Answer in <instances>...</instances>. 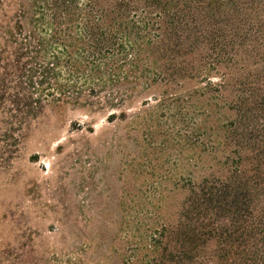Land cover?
<instances>
[{
  "label": "trees",
  "instance_id": "obj_1",
  "mask_svg": "<svg viewBox=\"0 0 264 264\" xmlns=\"http://www.w3.org/2000/svg\"><path fill=\"white\" fill-rule=\"evenodd\" d=\"M7 7L1 98L26 118L70 108L125 121L135 102L174 111L202 99V143L215 151V174L191 185L176 223L157 228L145 245L149 258L200 264L215 239V264H264V0H7Z\"/></svg>",
  "mask_w": 264,
  "mask_h": 264
},
{
  "label": "rangeland",
  "instance_id": "obj_2",
  "mask_svg": "<svg viewBox=\"0 0 264 264\" xmlns=\"http://www.w3.org/2000/svg\"><path fill=\"white\" fill-rule=\"evenodd\" d=\"M1 97L0 264H157L146 242L178 221L194 182L215 174L202 99L174 111L139 101L109 122L70 108L26 118ZM200 264H215V239Z\"/></svg>",
  "mask_w": 264,
  "mask_h": 264
}]
</instances>
